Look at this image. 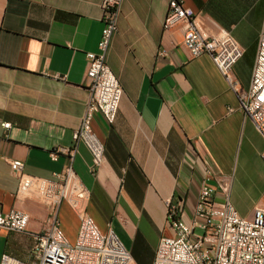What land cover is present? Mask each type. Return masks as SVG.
<instances>
[{
	"label": "crops",
	"instance_id": "1",
	"mask_svg": "<svg viewBox=\"0 0 264 264\" xmlns=\"http://www.w3.org/2000/svg\"><path fill=\"white\" fill-rule=\"evenodd\" d=\"M104 0H0V209L30 215L24 231L0 229L3 253L34 260L36 235L44 230L50 206L33 193L17 196L24 171L55 178L69 163L55 147H70L91 96L87 52L98 51ZM169 0H123L107 62L124 94L117 119L100 114L93 129L105 143L103 164L91 171L92 153L79 142L73 166L87 199L81 211L102 232L114 230L132 254L130 264H153L163 236L175 235L169 202L190 221L208 173L217 187L226 182L242 216L264 191V138L239 98L250 87L264 0H184L213 33L227 29L243 50L232 68L239 93L207 53L193 56L184 27L164 29ZM11 122L5 128L3 124ZM216 196H222L220 190ZM80 211L64 200L61 228L75 242Z\"/></svg>",
	"mask_w": 264,
	"mask_h": 264
},
{
	"label": "built area",
	"instance_id": "2",
	"mask_svg": "<svg viewBox=\"0 0 264 264\" xmlns=\"http://www.w3.org/2000/svg\"><path fill=\"white\" fill-rule=\"evenodd\" d=\"M122 1H103L104 25L99 49L87 52L91 96L73 132V144L50 151L52 160H57L61 153L67 155L69 163L65 170L56 173L55 178H44L26 173L22 159L11 162V171L19 178L17 196L37 194L50 206L51 214L44 230L36 235L34 260L23 261L5 252L0 264H130L132 260L130 250L114 230L102 232L95 219L81 211L87 192L73 166L77 145L82 141L92 153L91 171H97L105 158V143L93 129L94 117L100 114L108 125L117 119L124 90L107 62V53L118 29ZM177 25L184 27V43L191 54H209L230 87L239 93L232 68L242 57L243 50L231 33L225 28L210 33L201 23L199 14L186 6L184 0H169L163 27L170 29ZM239 98L242 109L264 138V24L250 87L246 93H240ZM3 126L10 127L11 122ZM262 158L264 160V151ZM211 178L208 173L190 221L179 217V206L169 202L167 214L175 235L160 239L153 264H264V206L256 207L252 217L242 216L230 199L228 183H219L217 189L211 184ZM217 190L222 196H216ZM64 200L81 213L75 242L67 238L59 224L58 208ZM29 219L30 215L22 209H0V229L24 231Z\"/></svg>",
	"mask_w": 264,
	"mask_h": 264
},
{
	"label": "rangeland",
	"instance_id": "3",
	"mask_svg": "<svg viewBox=\"0 0 264 264\" xmlns=\"http://www.w3.org/2000/svg\"><path fill=\"white\" fill-rule=\"evenodd\" d=\"M256 204L264 206V191L260 194H256L252 197V201L247 204H238V205H248L250 207L255 206Z\"/></svg>",
	"mask_w": 264,
	"mask_h": 264
}]
</instances>
